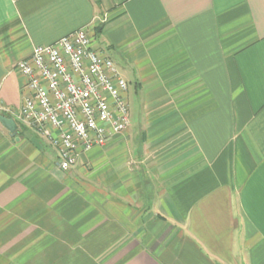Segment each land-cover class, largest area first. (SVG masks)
<instances>
[{
    "label": "crops",
    "instance_id": "0c3cea01",
    "mask_svg": "<svg viewBox=\"0 0 264 264\" xmlns=\"http://www.w3.org/2000/svg\"><path fill=\"white\" fill-rule=\"evenodd\" d=\"M80 28L136 119L62 171L2 114L0 264H264V0H0V106Z\"/></svg>",
    "mask_w": 264,
    "mask_h": 264
},
{
    "label": "built area",
    "instance_id": "2783aa9c",
    "mask_svg": "<svg viewBox=\"0 0 264 264\" xmlns=\"http://www.w3.org/2000/svg\"><path fill=\"white\" fill-rule=\"evenodd\" d=\"M14 68L27 79V95L17 111L0 106V115H11L48 142L62 171L127 130L128 84L111 60L91 48L86 28L33 47Z\"/></svg>",
    "mask_w": 264,
    "mask_h": 264
},
{
    "label": "water",
    "instance_id": "95a60500",
    "mask_svg": "<svg viewBox=\"0 0 264 264\" xmlns=\"http://www.w3.org/2000/svg\"><path fill=\"white\" fill-rule=\"evenodd\" d=\"M0 124L12 135L16 133L17 126L15 122L7 117L0 115Z\"/></svg>",
    "mask_w": 264,
    "mask_h": 264
},
{
    "label": "rangeland",
    "instance_id": "374dc122",
    "mask_svg": "<svg viewBox=\"0 0 264 264\" xmlns=\"http://www.w3.org/2000/svg\"><path fill=\"white\" fill-rule=\"evenodd\" d=\"M129 115H130V120L133 121L136 119L137 116V112H133L131 109L129 111ZM134 115V116H133Z\"/></svg>",
    "mask_w": 264,
    "mask_h": 264
}]
</instances>
